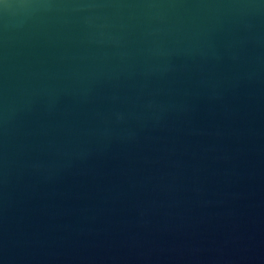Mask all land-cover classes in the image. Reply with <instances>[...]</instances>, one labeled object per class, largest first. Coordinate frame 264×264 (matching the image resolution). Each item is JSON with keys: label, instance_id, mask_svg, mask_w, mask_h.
<instances>
[{"label": "water", "instance_id": "95a60500", "mask_svg": "<svg viewBox=\"0 0 264 264\" xmlns=\"http://www.w3.org/2000/svg\"><path fill=\"white\" fill-rule=\"evenodd\" d=\"M0 264H264V0H0Z\"/></svg>", "mask_w": 264, "mask_h": 264}]
</instances>
